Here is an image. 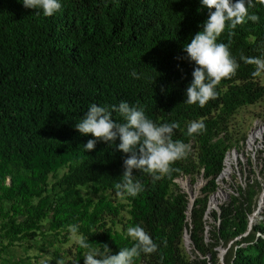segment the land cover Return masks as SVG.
I'll use <instances>...</instances> for the list:
<instances>
[{
  "label": "trees",
  "instance_id": "16d2710c",
  "mask_svg": "<svg viewBox=\"0 0 264 264\" xmlns=\"http://www.w3.org/2000/svg\"><path fill=\"white\" fill-rule=\"evenodd\" d=\"M60 2V11L44 16L41 9L25 8L22 0H0V236L7 240L2 248L34 234L49 216L51 230L77 225L80 240L89 244L76 245L71 264H84L85 253L103 244L111 254L131 247L126 228L137 225L158 250L142 253L134 264L146 259L145 264H191L181 248L186 204L182 196L169 199L177 161L159 180L133 169L143 191L135 197L118 195L115 185L130 154L118 150L119 139L115 144L98 141L94 150L86 151L83 144L95 137L81 134L76 124L92 104L112 110L121 102L143 109L157 125L177 122L173 140L196 143L197 161L214 190L226 149L224 141L214 137L238 108L264 97V84L251 75L254 65L241 59L264 58V5L256 3L249 10L260 17L258 22L247 20L231 30V37L226 29L218 38L230 44L240 67L217 86L218 98L200 107L185 103L196 65L184 59L183 49L209 17L202 0ZM112 118L124 122L116 111ZM192 121H202L205 130L189 136ZM50 175L57 188L53 197L46 193ZM83 185L100 196H83ZM117 196L129 207L130 217L121 230L113 226L124 206ZM220 212H213L219 218L216 235L227 243L247 226L234 224L227 206ZM252 229L229 244L223 264H264V237L256 236L257 231L264 233V225ZM242 243H248L247 248Z\"/></svg>",
  "mask_w": 264,
  "mask_h": 264
},
{
  "label": "clouds",
  "instance_id": "9594fccd",
  "mask_svg": "<svg viewBox=\"0 0 264 264\" xmlns=\"http://www.w3.org/2000/svg\"><path fill=\"white\" fill-rule=\"evenodd\" d=\"M22 3L28 9H41L44 16H52L62 8L60 0H22ZM256 3L264 5V0H255V3L253 0H202V5L209 10V17L201 25L202 31L195 34L183 49L187 53L184 59L196 65L192 72L193 80L186 89L185 103H198L204 107L210 100L218 98L216 88L221 81L236 75L240 65L232 56L230 44L218 42V38L226 29L231 37L235 34L231 30L247 20L258 22L260 17L249 11ZM36 14L40 13L37 11ZM241 59L246 64L254 65L251 73L253 78L264 74V58L241 55ZM132 75L136 77L137 74L133 72ZM113 111L124 118L123 123L112 118ZM179 127L177 122L157 125L147 117L143 109L130 106L127 102H121L118 107L113 106L112 110L92 104L76 124L81 134L95 137L83 144L86 151L94 150L98 141L115 144L119 139L118 150L130 155L124 159L125 171L115 187L118 195L133 197L143 191L141 182L134 179L133 169L159 180L170 173L176 161L187 155L190 145L181 140H173L174 130ZM205 128L202 121H192L187 133L191 136ZM69 231L75 234L78 226L71 225ZM127 235L134 242L131 247L120 248L118 254H111L109 246L103 244L100 250H92L84 255V264H134L135 258L142 253L152 254L158 250L152 237L139 225L128 227ZM78 243L82 248H89L88 242L83 239ZM57 264L65 262L61 259Z\"/></svg>",
  "mask_w": 264,
  "mask_h": 264
},
{
  "label": "rangeland",
  "instance_id": "374dc122",
  "mask_svg": "<svg viewBox=\"0 0 264 264\" xmlns=\"http://www.w3.org/2000/svg\"><path fill=\"white\" fill-rule=\"evenodd\" d=\"M259 80L261 84H264V74L259 76ZM258 118H264V97L254 104L238 108L229 116L227 125L214 137L215 140L224 141L225 153L232 149L238 153L237 159L232 162V169L227 178L219 179V173L213 179L216 185L214 190L204 178V169L197 161L196 143L193 140L185 143L190 145V150L184 158L177 161L179 167L177 172L175 170L169 199L182 196L186 204L183 211L186 226L183 228L181 248L191 264H200L203 261L210 264L213 260H216L217 264H223L225 250L232 241L252 232L255 224L264 225V208L259 214L256 213L258 199L264 190V142L262 145L255 144L251 148L246 143L253 121ZM64 171L65 169H60L58 175ZM54 181L55 177L50 175L46 190L50 197H53L57 189L53 186ZM91 188L90 185L79 186L83 196L96 200L100 193L94 194ZM213 193L218 196L216 201L211 198L210 202ZM116 201L124 204L113 224L115 229L121 230L122 223L127 222L130 217L129 207L125 205L126 200L121 196H117ZM221 206L228 207L229 217L234 224L246 223L247 226L245 231L235 235L227 243L217 237L219 218L213 217V212L217 213V216L221 213ZM21 219L19 217V220ZM185 233L189 238L185 236ZM191 235L197 243L201 244L204 253L196 249ZM80 239V234H72L69 230H51L48 216L39 222V227L34 234L27 238L17 239L6 248L2 246L7 244V240L0 236V264H57V261L61 259L65 264H71ZM241 246L247 248L248 243H242ZM249 252L252 253L254 250ZM145 261L138 264H145Z\"/></svg>",
  "mask_w": 264,
  "mask_h": 264
},
{
  "label": "bare ground",
  "instance_id": "6f19581e",
  "mask_svg": "<svg viewBox=\"0 0 264 264\" xmlns=\"http://www.w3.org/2000/svg\"><path fill=\"white\" fill-rule=\"evenodd\" d=\"M254 123L257 124V123H260V121L256 120ZM262 124L264 126V123H262ZM262 129H264V127L259 129V131H262ZM256 134H258L257 130H253L250 132V134L248 136V141H247L248 146H251V141L255 137ZM236 158H237V152L234 150L230 151L227 154L226 159L224 161V167H223V169L219 175V179L227 178V176L229 175V173L232 169V161H234ZM212 196H211L212 200L216 201L218 194L214 195L213 197ZM191 197H193V196H191ZM210 202H211V199H210ZM258 208H259L258 212H260L264 208V194L260 195V197L258 199Z\"/></svg>",
  "mask_w": 264,
  "mask_h": 264
},
{
  "label": "built area",
  "instance_id": "2783aa9c",
  "mask_svg": "<svg viewBox=\"0 0 264 264\" xmlns=\"http://www.w3.org/2000/svg\"><path fill=\"white\" fill-rule=\"evenodd\" d=\"M256 120H259L260 121V123H257V124H255L254 122L256 121ZM256 120H254L253 121V126L251 127V129H250V131L248 132V135H247V138H246V143H247V141H248V136H249V134H250V132L251 131H253V130H257L258 131V134H256L255 135V137L252 139V141H251V146H248L249 148H251L252 146H254L255 144H263V142H264V129H262V131H259V129H261V128H263L264 126H263V124L262 123H264V118H258V119H256ZM247 145H248V143H247ZM232 150H234V151H236L235 149H232ZM232 150H230V151H232ZM230 151H227L226 153H224V160H223V165H224V161H225V159H226V156H227V154L230 152ZM237 156H238V153H237ZM237 159V158H236ZM235 159V160H236ZM233 162V161H232ZM223 168V167H222ZM222 170V169H221ZM220 175V174H219ZM218 176V175H217ZM219 177V176H218ZM262 194H264V190H263V192H262ZM261 194V195H262ZM258 205H257V209H256V213H260V212H258ZM254 215V214H253ZM252 215V216H253ZM250 223H252V220H250ZM259 235H261V236H263L264 237V235L263 234H261L260 232H258V234L256 235V236H259Z\"/></svg>",
  "mask_w": 264,
  "mask_h": 264
},
{
  "label": "water",
  "instance_id": "95a60500",
  "mask_svg": "<svg viewBox=\"0 0 264 264\" xmlns=\"http://www.w3.org/2000/svg\"><path fill=\"white\" fill-rule=\"evenodd\" d=\"M185 236L189 238V236H188V234H187V233H185Z\"/></svg>",
  "mask_w": 264,
  "mask_h": 264
}]
</instances>
